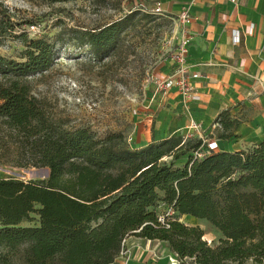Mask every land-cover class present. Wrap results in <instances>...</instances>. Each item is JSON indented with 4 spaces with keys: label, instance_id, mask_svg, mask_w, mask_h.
I'll return each mask as SVG.
<instances>
[{
    "label": "trees",
    "instance_id": "obj_1",
    "mask_svg": "<svg viewBox=\"0 0 264 264\" xmlns=\"http://www.w3.org/2000/svg\"><path fill=\"white\" fill-rule=\"evenodd\" d=\"M135 15L84 32L82 43L107 54ZM18 27L0 5V46L12 38L25 48L21 62L0 56V166L47 169L48 178L0 179V264H117L128 237L166 243L179 264H264V139L198 158L203 139L129 149L120 133L97 138L88 128L65 129L26 80L53 65L55 47ZM213 125L216 139L229 141L241 122L226 110ZM159 203L209 223L218 246H208L197 226L161 222L153 211ZM32 214L39 226L22 227Z\"/></svg>",
    "mask_w": 264,
    "mask_h": 264
},
{
    "label": "rangeland",
    "instance_id": "obj_2",
    "mask_svg": "<svg viewBox=\"0 0 264 264\" xmlns=\"http://www.w3.org/2000/svg\"><path fill=\"white\" fill-rule=\"evenodd\" d=\"M156 2L72 0L50 4L45 0H0L11 21L19 25L17 31L26 30L33 24L40 25L43 39L55 47L53 65L26 80L32 96L44 104L48 115L61 122L63 128H88L97 138L120 133L127 148L131 149L133 143L127 141L148 98L146 89L151 86L152 78L162 76L160 70L168 61V44L179 32L172 21L153 12ZM133 12L136 13L133 22L107 54L95 55L82 43L84 32L103 28ZM24 50L18 39L7 38L0 46V56L21 62ZM3 82L0 76V83ZM187 139L199 138L189 136ZM184 162L185 158H182L175 165ZM8 178L24 182L44 181L48 178V170L0 166V179ZM153 211L161 222L165 218L179 219L183 224L191 222L204 232L208 246H218L221 236L206 221L180 217L163 203ZM21 226L38 227V216L32 214L30 222ZM156 249L153 252L157 256L155 261L179 264L171 255L163 256L159 247ZM190 263L189 260L183 262ZM14 264L20 263L15 260Z\"/></svg>",
    "mask_w": 264,
    "mask_h": 264
},
{
    "label": "crops",
    "instance_id": "obj_3",
    "mask_svg": "<svg viewBox=\"0 0 264 264\" xmlns=\"http://www.w3.org/2000/svg\"><path fill=\"white\" fill-rule=\"evenodd\" d=\"M156 5L167 18L177 19L181 13L191 18L184 26L190 42L188 76L199 100L185 102L170 93L142 108L129 137L131 149L178 136L215 141V152L241 151L259 143L264 139V0H157ZM168 68L166 63L162 75ZM226 110L241 125L236 138L219 141L213 122ZM190 124L196 128L190 129ZM158 247L163 256L175 257L166 243L128 237L124 250L129 255L116 263L166 264L155 261Z\"/></svg>",
    "mask_w": 264,
    "mask_h": 264
},
{
    "label": "built area",
    "instance_id": "obj_4",
    "mask_svg": "<svg viewBox=\"0 0 264 264\" xmlns=\"http://www.w3.org/2000/svg\"><path fill=\"white\" fill-rule=\"evenodd\" d=\"M153 12L157 15L166 16L160 9L159 5L153 9ZM167 18V17H166ZM178 29V37H172L166 55L168 56L167 64L169 66L168 71L162 76L154 77L151 79V86L148 91V98L144 101L145 109H148L150 104L156 102L160 98H165L170 93H176L181 96L185 102H195L199 100L194 86L191 84L189 79V67L187 61V54L189 48V39L184 32V26L191 22V18L187 13H181L177 19L168 18ZM29 37L38 38L41 36L40 25H30L26 30ZM250 33V32H249ZM238 42V36L235 37V42ZM192 78H196V75H192ZM196 128V125L190 124V129ZM131 143L130 138L127 141ZM217 144L215 141H204V146L199 153H196V157L200 158L208 152L216 151ZM160 221H162L160 219ZM125 244V241L123 242ZM128 252L124 249L121 252V256H128ZM174 262H178L174 257ZM170 264H174L170 261ZM177 264V263H176Z\"/></svg>",
    "mask_w": 264,
    "mask_h": 264
},
{
    "label": "bare ground",
    "instance_id": "obj_5",
    "mask_svg": "<svg viewBox=\"0 0 264 264\" xmlns=\"http://www.w3.org/2000/svg\"><path fill=\"white\" fill-rule=\"evenodd\" d=\"M188 219V218H187ZM189 220H195L194 218H192V219H189Z\"/></svg>",
    "mask_w": 264,
    "mask_h": 264
}]
</instances>
